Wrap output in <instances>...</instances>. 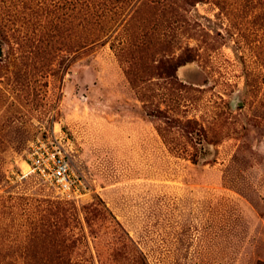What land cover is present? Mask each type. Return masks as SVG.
<instances>
[{
    "label": "rangeland",
    "instance_id": "obj_1",
    "mask_svg": "<svg viewBox=\"0 0 264 264\" xmlns=\"http://www.w3.org/2000/svg\"><path fill=\"white\" fill-rule=\"evenodd\" d=\"M37 1L0 0L1 15ZM225 7L213 0L189 10L173 55L188 44L197 57L172 81L132 80L117 55L119 31L28 85L14 77L24 58L1 47L0 258L24 263L23 245L37 221L54 219L53 202L70 201L83 218L102 199L149 264H264V3ZM54 130L72 143L83 183L75 201L21 176L32 143Z\"/></svg>",
    "mask_w": 264,
    "mask_h": 264
},
{
    "label": "trees",
    "instance_id": "obj_2",
    "mask_svg": "<svg viewBox=\"0 0 264 264\" xmlns=\"http://www.w3.org/2000/svg\"><path fill=\"white\" fill-rule=\"evenodd\" d=\"M208 1L213 0H38L33 7L25 3L21 9L8 10L7 16L0 12V47L16 48L24 58L27 69L17 71L14 77L28 85L51 71L59 74L69 67L76 52L106 43L119 31L123 38L117 55L129 64L127 73L132 74V80L146 75L172 81L178 66L197 57L196 47L187 44L175 58L174 38L190 30L189 10ZM215 1L225 9L232 0ZM56 63L58 68L53 67ZM186 124L193 127L195 123L188 120ZM99 200L83 207V218L70 201L53 202L51 216L55 217L37 221L32 241L23 245L28 252L23 264H149L144 252ZM84 224L96 241L84 240ZM95 225L104 226L113 235L112 241H99L103 227L96 229ZM0 264L18 263L4 255Z\"/></svg>",
    "mask_w": 264,
    "mask_h": 264
},
{
    "label": "built area",
    "instance_id": "obj_3",
    "mask_svg": "<svg viewBox=\"0 0 264 264\" xmlns=\"http://www.w3.org/2000/svg\"><path fill=\"white\" fill-rule=\"evenodd\" d=\"M60 130L32 143L27 169L21 171V176H37L52 186L61 199L75 201L83 195V183L72 165V143Z\"/></svg>",
    "mask_w": 264,
    "mask_h": 264
},
{
    "label": "water",
    "instance_id": "obj_4",
    "mask_svg": "<svg viewBox=\"0 0 264 264\" xmlns=\"http://www.w3.org/2000/svg\"><path fill=\"white\" fill-rule=\"evenodd\" d=\"M2 55V48L0 47V56Z\"/></svg>",
    "mask_w": 264,
    "mask_h": 264
}]
</instances>
